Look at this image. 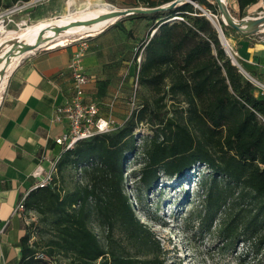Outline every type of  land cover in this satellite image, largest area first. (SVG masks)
Segmentation results:
<instances>
[{
    "label": "trees",
    "instance_id": "obj_1",
    "mask_svg": "<svg viewBox=\"0 0 264 264\" xmlns=\"http://www.w3.org/2000/svg\"><path fill=\"white\" fill-rule=\"evenodd\" d=\"M143 1L154 7L171 0ZM196 1L219 15L214 0ZM235 1L241 18L258 0ZM136 17L152 20L142 60L135 63L137 88H147L152 97L136 101L115 130L62 151L54 183L27 193L25 209L37 217L18 242L19 264H46L35 258L39 252L57 264H163L159 239L137 217L124 190L126 160L138 153L143 162L133 178L144 192L162 175L180 179L195 165L206 166L192 216L200 233L215 223L222 249L236 250L241 241L254 252L264 247V96L254 94V85L232 64L217 30L194 4L130 16ZM141 125L151 134L139 143ZM78 167L82 179L65 187L66 171Z\"/></svg>",
    "mask_w": 264,
    "mask_h": 264
},
{
    "label": "crops",
    "instance_id": "obj_2",
    "mask_svg": "<svg viewBox=\"0 0 264 264\" xmlns=\"http://www.w3.org/2000/svg\"><path fill=\"white\" fill-rule=\"evenodd\" d=\"M109 2L119 8L136 4L134 0ZM68 5L65 0H45L29 10L28 17L34 22L53 18L65 12ZM102 37H92L82 61L90 76L85 97L99 105L101 114H111L121 125L130 112L124 102L127 91L131 92L129 99L134 92L136 68L130 58H109L100 43ZM75 49L76 43H70L25 53L8 73L0 91V264H19L18 242L34 217L27 218L25 212L14 210L21 197L34 188L37 178L32 172L39 165L47 167L49 159L61 153L54 138L65 130V123L55 121L53 115L72 90L67 65ZM242 50L240 56L250 74L264 81V45Z\"/></svg>",
    "mask_w": 264,
    "mask_h": 264
},
{
    "label": "rangeland",
    "instance_id": "obj_3",
    "mask_svg": "<svg viewBox=\"0 0 264 264\" xmlns=\"http://www.w3.org/2000/svg\"><path fill=\"white\" fill-rule=\"evenodd\" d=\"M65 1H69L70 7L57 16L82 7L80 2L83 0H76L75 2L73 0ZM102 1L119 8L114 4L115 2ZM115 1L122 2L123 0ZM134 1L138 3V6L147 7L143 0ZM40 2H34V0L18 2L8 8L0 5V25L4 27V30L1 31V39L5 40L7 38L5 30L20 32L26 25L38 22H34L33 19L29 18L28 13ZM192 2L195 7L205 11V16L208 17L206 11L210 10L205 6L198 5L196 0H192ZM227 7L236 16L233 17L238 20L264 14V0H258L256 3L249 5L244 10L241 18L238 17V6L235 0H227ZM219 15L221 14L219 13ZM130 16L128 15L116 20L114 23L107 24L101 30L95 32L93 36L87 37L88 41L90 42L92 37L104 36L100 39V43L105 47L109 58L121 55L124 58H130L132 63L135 64L137 62L139 64L142 60L143 44L150 30L152 20L145 17L130 18ZM124 23L129 25L125 27ZM122 26H124V29H121ZM226 26L227 36L222 27L223 34L231 41L232 48L236 52L235 57L242 67L243 76L246 78L253 77L252 74L243 68L239 61L241 56L238 51L243 53L242 47H251L255 44L264 45V25L260 26L256 32L248 34H243L228 25ZM80 36L70 37L78 38ZM222 46L224 48V45ZM245 71L250 76L245 74ZM127 92L128 95L125 97L124 106L128 110L130 109L129 96L131 92ZM135 93L136 101L138 102H141L144 98L151 99L152 97L148 89L143 86H139ZM182 105L185 106L183 102ZM147 134L150 135L151 131L148 130L147 125H141L136 132L138 142L140 143L142 137ZM142 162L141 153L134 156L130 155L127 158L124 171V190L128 194L137 217L147 224L155 237L159 239L163 252L161 255L163 264H264V247L260 251L254 252L251 250L250 243L241 241L238 242L236 250L222 249L216 233L215 223H213L210 232L201 234L197 221H192V216H194L200 201V182L204 173L208 171L206 166L195 165L188 171V176L180 179L162 175L159 183L153 189L144 192L140 183L133 178V173L142 165ZM81 179L82 173L78 170L68 169L62 184L70 188L76 180L80 181ZM25 213L27 218L34 217L33 220H36L37 216L35 213L30 211H25ZM33 220L30 219L29 222ZM184 227L187 229H184ZM93 229L102 240V233L99 227L93 225ZM60 264L67 263L62 260Z\"/></svg>",
    "mask_w": 264,
    "mask_h": 264
},
{
    "label": "built area",
    "instance_id": "obj_4",
    "mask_svg": "<svg viewBox=\"0 0 264 264\" xmlns=\"http://www.w3.org/2000/svg\"><path fill=\"white\" fill-rule=\"evenodd\" d=\"M45 0H34L40 2ZM72 43H76V49L73 51L68 68L72 75V90L61 105L55 109L53 119L65 123V130L54 138L55 144L61 147V152L71 149L79 140L91 138L98 134H105L115 130L117 125L115 119L111 114H101L99 105L87 100L85 97V88L89 82L90 76L86 73L83 66V58L88 52L89 41L87 37H78ZM140 61V60H139ZM250 76L247 72H245ZM254 85V94L264 96V81L256 79L255 77L247 78ZM137 88V81L134 82V90ZM130 111L136 107V97L133 93L130 98ZM113 106V102L109 103ZM60 154L49 159L47 167L38 166L32 175L37 178L34 188L49 186L54 183L57 162ZM81 173V167H78ZM26 194L23 195L15 208V212L23 213L26 211L24 201ZM35 258L45 260L46 264H57L54 260L46 257L42 252L36 254Z\"/></svg>",
    "mask_w": 264,
    "mask_h": 264
},
{
    "label": "bare ground",
    "instance_id": "obj_5",
    "mask_svg": "<svg viewBox=\"0 0 264 264\" xmlns=\"http://www.w3.org/2000/svg\"><path fill=\"white\" fill-rule=\"evenodd\" d=\"M73 1L75 2L76 0ZM223 2L227 5V0H223ZM80 3L82 7L75 11H69L61 16L40 20L32 25L28 24L20 32L4 31L7 32V38L4 40L0 37V91L14 64L22 55L32 50L31 45L37 40L41 39V41L49 42L65 36L97 32L112 20V17L106 14L117 8L102 0H83ZM206 13L208 15L207 18L210 19L213 27L218 31L221 44L224 45L228 56L238 63L231 41L222 31L221 21L225 22L224 16L213 14L211 11H206ZM233 18L236 20L235 17ZM62 27L65 29L60 31L55 30V28ZM3 30L4 27L0 25V35Z\"/></svg>",
    "mask_w": 264,
    "mask_h": 264
},
{
    "label": "water",
    "instance_id": "obj_6",
    "mask_svg": "<svg viewBox=\"0 0 264 264\" xmlns=\"http://www.w3.org/2000/svg\"><path fill=\"white\" fill-rule=\"evenodd\" d=\"M214 1L217 5L219 13L222 16H224V18H225V22H224L225 25H228L231 28H234L235 30H238L239 32H241L243 34L256 32L260 26L264 25V14L260 15V16L252 17V18H241L240 20H238V19L235 20L233 18V15L229 11L227 5L223 2V0H214ZM184 2H189V3L194 4L192 2V0H171L170 2H167L165 4H161V5H157L154 7L133 6V7H126V8H116V9H113L112 12H110L109 14H106L109 17H112V20L108 24L114 23L116 20L123 18V17H126L128 15L137 14V13L151 14V13H155L158 11H162V10H166L169 8L176 7V6H178ZM199 9L202 10L201 8H199ZM202 15H205V11H203V10H202ZM173 19H176V18H173ZM64 29L65 28H63V27L62 28H55V30H57V31L64 30ZM155 31H156V29H153L151 31L150 36L153 35V33ZM94 34H95V32H86L84 34H81L80 37H89V36H93ZM217 37H218L219 42L221 44V39H220V35H219L218 31H217ZM75 39L76 38H73L70 36H65V37H62V38H59L56 40H51L49 42L41 41V39H39L34 44L31 45L32 46L31 51L36 50V49L50 50V49H54V48L61 47V46H67L70 43H72ZM224 51L227 54L225 49H224ZM229 58H230L232 64L236 65L238 67L239 71L242 73V71H241L242 67L240 66V64L236 63L234 61V59H232V57L229 56Z\"/></svg>",
    "mask_w": 264,
    "mask_h": 264
}]
</instances>
